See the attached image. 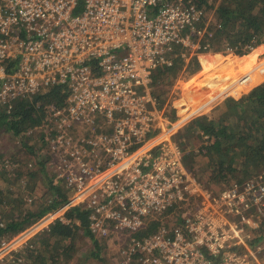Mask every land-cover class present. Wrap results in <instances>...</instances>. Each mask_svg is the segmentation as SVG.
I'll list each match as a JSON object with an SVG mask.
<instances>
[{"label": "built area", "instance_id": "built-area-1", "mask_svg": "<svg viewBox=\"0 0 264 264\" xmlns=\"http://www.w3.org/2000/svg\"><path fill=\"white\" fill-rule=\"evenodd\" d=\"M208 8L197 0H0V107L61 89V105L42 101L36 128L76 193L20 236L69 223L66 211L81 205L96 237H121L120 264H264V171L206 186L173 138L192 116H167L151 93L195 38L206 50ZM7 242L0 261H9Z\"/></svg>", "mask_w": 264, "mask_h": 264}, {"label": "trees", "instance_id": "trees-1", "mask_svg": "<svg viewBox=\"0 0 264 264\" xmlns=\"http://www.w3.org/2000/svg\"><path fill=\"white\" fill-rule=\"evenodd\" d=\"M197 1L201 3L205 2V0ZM217 2L218 3L214 6L213 19L208 24L209 27L206 33L207 39H203L202 46L208 44L206 51L213 50L214 48L215 51L230 49L235 54L245 56L237 60H232V57H228L224 63H221L224 64L226 68L222 71H220V68L217 69L221 75L218 76L219 81L220 77L223 81H227V85L221 90H224V92L231 90L232 93L235 85L238 84V81H241L242 77H248V80H250L252 79V77H250L251 75H256L255 81H257L259 75H261V77L264 76V68H259L261 62L257 64L250 63V65L247 66L249 63L247 57L249 54L252 56L251 49L253 48L256 50L257 48L254 47L264 42V0H219ZM213 44H215V46H213ZM209 55H194L189 66L186 68L188 73L192 75L194 72L201 70L211 58L215 60L216 58L223 57L219 53H214L211 56ZM255 59L254 56L253 60ZM182 64L181 60L175 63L177 68L178 66L181 67ZM247 67H250L251 70L254 69V73L251 70H247ZM162 76L163 75L159 73L151 84V93L154 97L158 77ZM247 81H245L246 87ZM248 84L250 86L252 83L248 82ZM60 90L59 87L54 86L42 94L34 95L32 98H18L14 100L10 111L7 112L0 109V126L5 128V132H11L13 136L19 139H22L23 136L32 138L36 137V135H41V132L38 131L36 127L41 122L43 115L41 110L42 101L61 105L65 96L61 94ZM38 103H40V107H37ZM224 104L234 107L236 110L233 108V111L236 115L233 118L238 116L243 122L237 129H235L237 123H231L233 122V118L229 120V122L225 121V123H223L222 121L216 123L217 120L214 119V113L212 115L199 117L191 123L192 125L187 127L188 130H197V128L201 130L205 129L204 133L207 138H214L213 142L208 146H201L199 150L203 151V149H206L208 155L211 154L212 156L214 152L219 156L217 168H215L216 171L213 172V175L209 179V181H212V184L217 182L218 177L221 175L219 172L223 170L222 168L225 166L226 161H229V151L233 153L231 161L234 160L233 158L237 161L238 158H241L243 159L242 161L247 162V167L254 166L257 168L264 166V82L241 96L239 99L225 100L218 105L215 110H218ZM187 108L185 99L183 101L174 100L170 112L173 117H181L185 114ZM240 113L244 115V118L240 116ZM224 115L225 114H220L218 117ZM231 115L234 114L232 113ZM239 123L240 122H238V124ZM28 129H32L33 131L25 133ZM224 137L229 147L225 151H221L220 146L218 151L216 143L221 139L224 141ZM236 148L240 151L237 152ZM32 173L33 171L29 174ZM2 174L4 175V172ZM248 176L249 175H247V177ZM48 190V200H46L43 205L42 203H37L41 205L40 208L28 210L26 212L21 211L19 218L15 219L13 218L14 216H12L7 222L0 225V236L16 233L24 228L26 224L33 220L35 221L46 212L57 208L61 203L66 201L67 196L61 185L55 184L53 181H48ZM11 193H13L12 189L3 194L0 191V204L9 203L15 207L13 204L15 202V196H12L13 194L11 195ZM89 212V209L83 208L81 205L70 207L65 213L66 218L69 219V223H64L59 219L54 220L48 227L50 240L44 241L43 245L38 247H34L33 245L28 247V258L32 260L36 252L35 257L36 263L38 262V264H44L46 262L45 260L49 261L48 259H50V262H46L45 264L65 263L67 260V253L70 249H74V236L78 232H80L82 236H87L93 241L92 255L98 258L102 247L98 244L97 238L99 237H95L90 230ZM39 240H41V238ZM47 250H49L48 254L46 253Z\"/></svg>", "mask_w": 264, "mask_h": 264}, {"label": "rangeland", "instance_id": "rangeland-1", "mask_svg": "<svg viewBox=\"0 0 264 264\" xmlns=\"http://www.w3.org/2000/svg\"><path fill=\"white\" fill-rule=\"evenodd\" d=\"M217 1L219 0H205L203 3L209 7L207 14V17H210L211 15L209 20L213 19V9L216 3H218ZM209 20H206L207 25ZM197 39L198 38L194 39L195 45L191 47V49H188L187 52H184V54L186 53L187 59H184V61L181 60L183 63L181 67L178 66L177 68V66L174 65L173 68L164 72H160V75L162 74L163 76L158 77L157 85L155 87V97L158 108L165 109V114L167 116L170 115V117L172 115L169 110L173 104V101L186 100V105L188 107L187 111L179 119L181 122H184L191 116L192 117L185 125L177 130V132L173 135V138L176 139L175 142L178 143L181 149H183L185 152V165L192 169L195 175L203 183H205L206 186L220 189L224 186H227L229 183L241 181L242 179L247 178V175L251 176L263 173L264 166L257 168L254 166L247 167V162L242 161L243 159L241 158H238V161L233 158L234 160L231 161L233 153H230L229 151V161H226L225 166L222 168L223 170L219 172L221 175L218 177L217 182L212 184V181H209V179L213 175V172L216 171L215 168H217V160L219 159V156H217L218 154L214 152L212 156L211 154L208 155L206 149H203V151L199 150L201 146H208L211 142H213L214 138H207L204 133L205 129L201 130L197 128V130H188L187 127L192 125L191 123H193V121L199 117L212 115L213 113L214 119L217 120L216 123L222 121L223 123H225V121L229 122V120H231L236 115V113L233 111L234 107L224 104L218 110H215V108L227 99H239L253 88L261 85L264 82V77H259L257 78V81H255L256 75H251L250 77H252V79L247 81L246 87L245 82L243 81V78H245L244 76L241 78V81L237 82L238 84L235 85L232 93L227 94L224 96V98L222 97L218 99V101H216L214 104L213 102L215 101V98L203 101L202 90L204 89H202V86L199 85L201 84L202 79L208 78L211 80L214 74L216 76H221L217 69L220 68V71H222L224 68H226L224 64L221 63H224L228 57H232V60H237L238 58H243L245 56L235 54L230 49H226L224 51H215V48L208 51L203 50L202 48L199 49ZM199 41L201 42L200 39ZM213 46H215V44H213ZM257 46H261L260 49H263L261 50L260 54L259 48L256 50L253 48L251 49L252 56L249 54L247 57V61H249L247 66H249L250 63H253L251 60H253L254 56L256 59H264V42L258 44ZM214 53H219L223 57L216 58L215 60L211 58L207 64L201 68V70L194 72L192 75L188 73L186 68L189 66L194 55L210 54L209 56H211ZM177 62H179V60H177ZM248 82L252 84L249 86ZM198 102H200L201 105ZM195 106L198 107L196 108ZM199 107H201V110H198ZM0 109L3 108L0 107ZM232 113L234 115H231ZM220 114L225 115L218 117ZM240 116L244 118V115L241 113ZM176 119L171 121H175ZM238 122L240 123L238 124ZM231 123H237V125H235V129H237L240 124H243L238 116L233 118V122ZM4 129L5 128L3 126H0V191L3 194L11 189L13 190L11 195L13 194L12 196H15V202L13 203L15 207L9 203L0 204V224L7 222L12 216H14L13 218L15 219L19 218L21 211L26 212L28 210H36L37 208H40L41 205L37 203H42L43 205L44 202L49 198L48 181H56L58 185H61L68 199H71L76 195L73 190L65 188L64 177L62 179L58 178L59 175L55 171L53 158H51L49 153H46L45 150L43 132H41V135L39 136L36 135V137L26 138L23 136L22 139H19L16 136H13L11 132H5ZM218 141L219 142L216 143L218 151L220 146L221 151H225L229 147V145H227L225 142V137L224 141H222V139ZM236 151L239 152L240 150L236 148ZM32 171L33 173L29 174ZM3 172L4 175L2 174ZM21 230L13 233L12 235L6 234L0 236V246L1 240L8 241L3 253H7L6 257L9 259V261L5 262L0 261V264H38V262L36 263V252L34 253V256L31 260L28 258L27 248L31 245L38 247L43 245L44 241H49L50 236L48 228L40 229L35 233H27L24 236H20ZM40 238L41 240H39ZM120 238L121 237L118 235L117 237L113 235L108 237L99 236V238H97L98 244L101 245L102 250L99 257L96 258L92 255L93 241L89 237L82 236V234L78 232L74 236V249H70V251L67 253V260L65 263L63 262L60 264H120L121 260L125 258L124 254L121 253L120 248L122 246V241ZM48 252L49 250H47L46 253L48 254ZM48 260L49 261H45L50 262V259Z\"/></svg>", "mask_w": 264, "mask_h": 264}, {"label": "crops", "instance_id": "crops-1", "mask_svg": "<svg viewBox=\"0 0 264 264\" xmlns=\"http://www.w3.org/2000/svg\"><path fill=\"white\" fill-rule=\"evenodd\" d=\"M260 47L261 46H257V47H255V48H259L260 49ZM263 48H261L260 50H259V54H260V52H261V50H262ZM261 62V64H260V69H262V68H264V59H256V60H253V63L254 64H257V63H260ZM253 64V65H254ZM248 69L247 70H251L250 69V67H247ZM252 72L254 71V69L253 70H251ZM254 73V72H253ZM261 73V72H260ZM219 75H213L212 77L213 78H215V79H213V78H211V80L210 79H208V78H204V79H202V81H201V84H199V85H201L202 86V89H204V90H202V100L204 101H206V100H208V99H212V98H215V101L213 102V104L216 102V101H218V99L219 98H222V97H224L225 95H227V94H229V93H231V90H228V92L226 91V92H224V90H221L223 87H225L226 85H227V81H223L222 79H221V77H220V81H219V77H218ZM259 77L260 78H263V77H261V75H259ZM221 82V83H220ZM206 84H207V86H206ZM221 84V85H220ZM206 87V88H205ZM201 100V101H202ZM200 101V102H201ZM200 102H198L199 104H200ZM201 105V104H200ZM212 105V104H211ZM196 108L198 107V106H195ZM208 109V108H207ZM198 110H201V107H199V109ZM169 112H170V110H169ZM195 112V111H194ZM181 118V117H180Z\"/></svg>", "mask_w": 264, "mask_h": 264}]
</instances>
